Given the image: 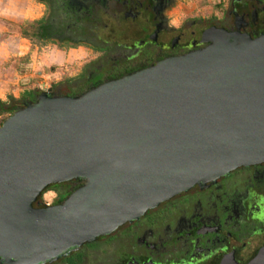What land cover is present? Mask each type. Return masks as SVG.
I'll return each mask as SVG.
<instances>
[{"label": "water", "instance_id": "water-1", "mask_svg": "<svg viewBox=\"0 0 264 264\" xmlns=\"http://www.w3.org/2000/svg\"><path fill=\"white\" fill-rule=\"evenodd\" d=\"M202 49L0 124V264H49L162 202L264 164V34L210 27ZM81 180L61 203L45 187ZM251 264H264V246Z\"/></svg>", "mask_w": 264, "mask_h": 264}, {"label": "rangeland", "instance_id": "rangeland-1", "mask_svg": "<svg viewBox=\"0 0 264 264\" xmlns=\"http://www.w3.org/2000/svg\"><path fill=\"white\" fill-rule=\"evenodd\" d=\"M149 1L151 13L154 16L155 23L158 25L156 36L154 38L150 36L153 45L146 46L149 45L146 39L148 35H151L152 27L141 31V19L133 21L132 27L127 29V24L120 20L121 16H116V18L115 16H106L101 18V26L104 30L102 36L106 37V40L114 36L121 37L119 39L120 45L116 47L113 44H109L104 49H102L103 46H98L101 52H94L95 50H92L94 46L86 44L68 48L57 42H38L28 37L30 29L27 30V34L23 37L19 34L20 27L26 28L29 23L40 18L47 20L54 11L56 12V18L62 20L65 17V13L70 11L64 8L68 4L66 0H52L47 4L38 0H0V101L8 104L11 99H14L19 103H23V93L26 91L39 95L44 93L46 89L49 90L50 96L56 97V89L58 87L82 85L88 72L97 69L96 67L100 70H107L123 62H143L147 53L159 55L161 50L159 48L162 47L161 42L166 43V46L169 43H173L172 47L178 53L202 48L203 44L198 43V45L196 43L191 46L188 43L192 38L196 40L199 33L210 26L231 31L234 27V21L238 19L234 15H240L242 12L244 16L239 19L241 32L252 37L258 36L257 30L261 21H263L262 26L264 25V0ZM77 2L95 4L98 1L78 0ZM106 9L107 4L104 10ZM66 21L68 22V20ZM189 33H192V35ZM126 35L131 36V38L127 39ZM175 37H178V40ZM139 41L142 43L138 44ZM123 45L128 47L122 48ZM137 53L139 54L137 55ZM134 55H136V58L129 60ZM62 58L64 61L60 64ZM46 63L51 64L43 67L42 65ZM36 95L32 100L28 101L27 99L24 104L35 102ZM10 115L0 114V124ZM251 173H253V176L260 177L261 174H264V168L238 169L225 177V179H222L220 183L222 187L227 182L234 184L236 186V194L240 193L245 197L248 195L249 190L247 189L244 193L243 189L245 185H248ZM83 183L81 180H76L52 185L51 189L40 195L39 202L48 206L57 205L59 193L63 188L66 186H81ZM125 234L129 235L130 232L127 230ZM118 235L119 233L114 235V237H118ZM102 242L100 241L87 247L99 246L103 244ZM130 242L133 245L135 242L134 238L130 239ZM121 244L122 242L119 246ZM126 255H129V252H125L121 248L115 255L112 254V257L120 259L121 257H126Z\"/></svg>", "mask_w": 264, "mask_h": 264}, {"label": "flooded vegetation", "instance_id": "flooded-vegetation-1", "mask_svg": "<svg viewBox=\"0 0 264 264\" xmlns=\"http://www.w3.org/2000/svg\"><path fill=\"white\" fill-rule=\"evenodd\" d=\"M149 2V0H114L117 13L121 15L120 20L129 28L137 19L142 20L141 31L152 27L151 35H148L146 39L149 45L146 46L153 45L150 36L154 38L158 29ZM234 16L238 19L234 21L231 31L218 29L229 33L246 34L239 29V19L244 16L243 12ZM262 24L263 21L258 27V36L264 34ZM204 30L199 33L196 40L192 38L188 44L191 46L196 43L203 44L202 48L207 46V43L200 41ZM189 34L192 35V33ZM248 36L252 39L258 37ZM175 39L178 40V37ZM140 43L142 42L139 41L138 44ZM160 44L162 47L159 50H163L158 51L162 54L161 60L198 50L195 48L189 52L178 53L172 47L173 43H169V47L166 43L161 42ZM134 58L136 55L133 58L130 57L129 60ZM137 62L139 61L123 62L120 65ZM120 65H114L107 70H100L96 67L97 69L93 71L107 72ZM254 167L264 168V164L247 168ZM225 177L204 186H194L187 192L147 211L137 221L124 224L108 236L85 243L57 261L64 264V259L74 256L73 264H251L264 246V174L260 177L253 176V173L250 174L249 183L243 189L244 193L247 189L249 190L245 197L240 193L236 194V186L232 183L227 182L228 185L222 187L220 182ZM127 230L130 234L124 235ZM117 233H119L118 237H114ZM133 238L135 242L132 245L130 239ZM100 241H103V244L87 247ZM118 248H123L125 252H129V255L120 259L112 257V254L115 255L119 250Z\"/></svg>", "mask_w": 264, "mask_h": 264}, {"label": "trees", "instance_id": "trees-1", "mask_svg": "<svg viewBox=\"0 0 264 264\" xmlns=\"http://www.w3.org/2000/svg\"><path fill=\"white\" fill-rule=\"evenodd\" d=\"M41 3L47 4L52 0H38ZM57 1V0H55ZM64 1V0H60ZM69 1V2H68ZM78 0H66L67 6L64 7L70 11L65 13V17L61 19L56 18V12H52L51 17L47 20L44 18H40L36 21H32L29 23L26 28L20 27L19 34L24 35L27 34V30L30 29V33H28V37L33 38L38 42L43 43H52L57 42L63 47L66 46L68 48H73L81 46L82 44H86L92 47V50L101 51L100 47H106V45L113 44L114 46L120 45L121 37H112L109 40H106V37L102 36V32L104 31L101 26V18L102 17H114L121 16L117 13V8L114 6V0H97V3H83L77 2ZM121 1V0H117ZM71 3V5H70ZM107 4V9L104 10ZM110 8V10H109ZM57 10V8H56ZM108 11V12H107ZM110 13V14H108ZM70 19V21H69ZM68 20V22L66 21ZM127 29L129 26L127 25ZM126 38L129 39L131 36L126 35ZM129 41V40H128ZM130 42V41H129ZM128 47L127 45H123L122 48ZM162 54L152 55L151 53H147L145 56V60L143 62L130 63L120 65L116 69L111 71H90L88 72V77L82 85H76L71 87H58L56 89L57 96H65L75 98L104 82L116 80L122 78L126 75H129L133 72L142 70L154 62L161 60ZM36 94L25 92L23 93V103H19L18 101L11 99V102L8 104L2 103L0 101V114H12L14 111L18 109H22L26 106L24 102L28 99L32 100ZM38 96V95H36ZM37 98V97H36ZM73 182V181H72ZM55 185V184H54ZM51 186L45 187L44 191H42L38 198H36L35 202L32 204L35 208L42 207V204L39 202L40 195L46 190L51 189ZM80 186H73L65 188L60 191L56 204L61 203L69 194L75 191ZM74 256H69L64 259V264H73ZM57 260L52 261L49 264H60Z\"/></svg>", "mask_w": 264, "mask_h": 264}, {"label": "crops", "instance_id": "crops-1", "mask_svg": "<svg viewBox=\"0 0 264 264\" xmlns=\"http://www.w3.org/2000/svg\"><path fill=\"white\" fill-rule=\"evenodd\" d=\"M56 60V59H55ZM62 60V61H61ZM60 60V64H61V62H63L64 60H63V58ZM50 62H52V61H50ZM50 64L51 63H46V64H44V65H42L43 67H46V66H50ZM47 90V89H46Z\"/></svg>", "mask_w": 264, "mask_h": 264}, {"label": "built area", "instance_id": "built-area-1", "mask_svg": "<svg viewBox=\"0 0 264 264\" xmlns=\"http://www.w3.org/2000/svg\"><path fill=\"white\" fill-rule=\"evenodd\" d=\"M42 205H44V206H48L47 204H42Z\"/></svg>", "mask_w": 264, "mask_h": 264}]
</instances>
